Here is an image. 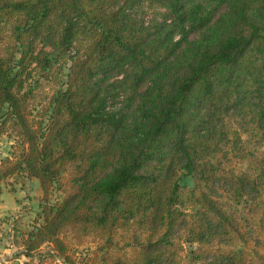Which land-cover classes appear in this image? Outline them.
Returning <instances> with one entry per match:
<instances>
[{
	"label": "trees",
	"instance_id": "obj_1",
	"mask_svg": "<svg viewBox=\"0 0 264 264\" xmlns=\"http://www.w3.org/2000/svg\"><path fill=\"white\" fill-rule=\"evenodd\" d=\"M1 134L21 264H264V0H0Z\"/></svg>",
	"mask_w": 264,
	"mask_h": 264
},
{
	"label": "rangeland",
	"instance_id": "obj_2",
	"mask_svg": "<svg viewBox=\"0 0 264 264\" xmlns=\"http://www.w3.org/2000/svg\"><path fill=\"white\" fill-rule=\"evenodd\" d=\"M144 15L149 19L153 9ZM13 140L6 134L0 135V159L11 155ZM188 186H191V177L183 180ZM43 190L39 181L35 177L14 175L3 179L0 182V206L3 207L0 215V263L1 264H21L26 258L19 254L21 251V235L19 229H28L39 222L36 219L40 211L41 203L45 200ZM59 192L55 189L50 190L47 195V201L50 203L59 199ZM187 249L189 245L185 244ZM44 251L47 246L44 245ZM35 259L32 260L34 263Z\"/></svg>",
	"mask_w": 264,
	"mask_h": 264
},
{
	"label": "crops",
	"instance_id": "obj_3",
	"mask_svg": "<svg viewBox=\"0 0 264 264\" xmlns=\"http://www.w3.org/2000/svg\"><path fill=\"white\" fill-rule=\"evenodd\" d=\"M2 211H3V207L0 206V215L2 214Z\"/></svg>",
	"mask_w": 264,
	"mask_h": 264
}]
</instances>
